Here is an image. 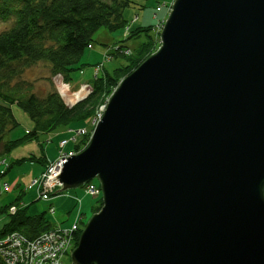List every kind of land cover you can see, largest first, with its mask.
<instances>
[{"label":"water","instance_id":"95a60500","mask_svg":"<svg viewBox=\"0 0 264 264\" xmlns=\"http://www.w3.org/2000/svg\"><path fill=\"white\" fill-rule=\"evenodd\" d=\"M63 164L103 200L72 264H264V0H174Z\"/></svg>","mask_w":264,"mask_h":264},{"label":"trees","instance_id":"16d2710c","mask_svg":"<svg viewBox=\"0 0 264 264\" xmlns=\"http://www.w3.org/2000/svg\"><path fill=\"white\" fill-rule=\"evenodd\" d=\"M131 3L133 0H0V160L22 142L38 138L40 133H51L60 126L83 119H89L91 125L96 110L107 102L119 81L156 51L164 20L157 25L154 36L148 35L153 26L128 31L129 36L146 32L148 39L134 51L123 45L118 46L114 54L127 57V63L112 72L105 70L103 74L97 73L91 92L73 106H68L58 91L52 90L40 96L35 93L31 81L20 79L27 68L36 62L46 61L51 65L53 76L61 75L64 82L69 83L70 72L80 63L99 28L116 30L128 25L123 11ZM13 105L27 112L34 126L23 137L6 140V134L18 124ZM90 130L74 136L71 152L79 153L88 145ZM42 160L46 162L43 173L52 161L47 162L45 157ZM90 182L93 180L87 183ZM97 186L100 187V184ZM34 187L37 189V186ZM60 192H52L51 195H59ZM20 199L21 196L1 208L10 209L16 205L17 210L14 213L6 211L10 219L0 230V235L18 231L28 238H35L53 228L46 217L47 211L30 215L27 206H19ZM77 204L79 208L75 222L79 219V229L75 232L76 246L83 229L80 198ZM102 204L103 200L100 199L93 213L99 211ZM52 207L49 210L54 214L55 207L54 212L51 211ZM0 264H7L1 255Z\"/></svg>","mask_w":264,"mask_h":264},{"label":"rangeland","instance_id":"374dc122","mask_svg":"<svg viewBox=\"0 0 264 264\" xmlns=\"http://www.w3.org/2000/svg\"><path fill=\"white\" fill-rule=\"evenodd\" d=\"M173 1L133 0V3L123 11L128 25L116 30H109L106 27L99 28L93 36V41L85 49L80 63L70 72L71 80L69 83H65L61 75L53 76L51 65L46 61L36 62L27 68L20 79L31 81L34 84L35 93L40 96H45L52 90L58 91L63 101L68 106H73L91 92L93 79L97 73L103 74L105 70L112 72L115 68L127 63V57L122 54H114L118 46L123 45L124 48L134 51L148 39V35H156V27L168 17V11ZM150 26H153L154 29L148 35L146 32H141L138 36L127 34L130 30H137L138 27ZM158 40L159 45H157L156 51L160 47V36ZM12 110L18 124L9 130L5 136L6 140L23 137L34 126V122L28 113L18 105H13ZM82 128L91 129L89 119L60 126L51 133H40L38 138L22 142L0 160V190L5 184H9L10 187L8 191H4L0 195V230L10 219L8 212H6L10 209L1 210V208L10 205L19 196H21L19 204L20 206H27L28 214L35 215L47 211L46 217L51 222H61L62 228L70 229L75 222L79 208V204L71 198L73 193H77L81 199V211L85 214L81 227L85 228L94 214V209L98 207L100 199H102V192L97 196L85 194L82 186H80L63 190L59 195H50L49 198L54 201L56 207L55 214H52L48 209V200L39 198L36 187L29 189V185L41 176L46 167V162L42 159L45 157L47 162L55 161L61 150L70 153L74 148L73 138ZM62 139L68 140V145L64 149L59 146ZM93 182L97 185L100 184L97 178H94ZM8 234H2L0 238L4 239ZM62 263L72 264L70 253L62 258Z\"/></svg>","mask_w":264,"mask_h":264},{"label":"built area","instance_id":"2783aa9c","mask_svg":"<svg viewBox=\"0 0 264 264\" xmlns=\"http://www.w3.org/2000/svg\"><path fill=\"white\" fill-rule=\"evenodd\" d=\"M170 9L171 6L169 11ZM162 25L160 26L161 28ZM106 104L107 102L96 110L91 120L90 137L95 126L104 114ZM87 131L86 129H81L77 135L85 134ZM67 142L68 140H62L60 142L61 149L64 148ZM72 154L75 153L61 150L57 160L50 162L46 170L39 178L33 180L29 188L37 186L39 197L49 200L51 193L61 183L59 177L56 178V176L62 171L63 161ZM9 188V184H5L2 190H0V195L4 191H8ZM84 191L93 196H97L101 192V189L93 182H90L85 185ZM16 209V206H12L10 211L14 213ZM51 211L54 212L53 207ZM78 221L79 219H77L70 229L55 226L42 232L35 238H28L18 231L10 232L4 239L0 238V255L7 264H63L62 258L65 255H69V253L72 254V251L76 247L75 232L79 229Z\"/></svg>","mask_w":264,"mask_h":264},{"label":"crops","instance_id":"0c3cea01","mask_svg":"<svg viewBox=\"0 0 264 264\" xmlns=\"http://www.w3.org/2000/svg\"><path fill=\"white\" fill-rule=\"evenodd\" d=\"M168 13H169V11H168ZM62 140H64V139H62ZM66 145H68V143L66 144ZM65 145V146H66ZM65 148V147H64ZM34 188V187H33ZM30 189V188H29ZM83 189V191H84V188H82ZM85 193V192H84ZM79 195L77 194V193H73V195L71 196V198L72 199H74L75 201H76V203H77V200L79 199V197H78ZM48 202H49V208L51 207V206H53V207H55V204H54V201L53 200H48ZM19 206H20V204H19ZM48 208V209H49ZM55 209H56V207H55ZM55 214V213H54ZM84 216H85V214L82 212V221L84 220ZM82 221H81V225H82ZM52 225H53V227L54 226H60L61 227V225H62V223L61 222H52Z\"/></svg>","mask_w":264,"mask_h":264}]
</instances>
